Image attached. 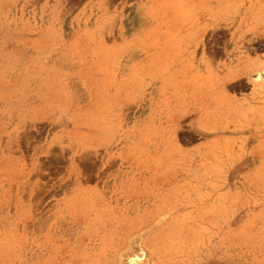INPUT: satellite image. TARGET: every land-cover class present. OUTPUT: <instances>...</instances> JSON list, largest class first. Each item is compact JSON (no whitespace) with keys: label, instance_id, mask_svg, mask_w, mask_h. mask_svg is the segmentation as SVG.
Returning <instances> with one entry per match:
<instances>
[{"label":"rangeland","instance_id":"obj_1","mask_svg":"<svg viewBox=\"0 0 264 264\" xmlns=\"http://www.w3.org/2000/svg\"><path fill=\"white\" fill-rule=\"evenodd\" d=\"M118 263L264 264V0H0V264Z\"/></svg>","mask_w":264,"mask_h":264},{"label":"bare ground","instance_id":"obj_2","mask_svg":"<svg viewBox=\"0 0 264 264\" xmlns=\"http://www.w3.org/2000/svg\"><path fill=\"white\" fill-rule=\"evenodd\" d=\"M137 236H138V235H137ZM133 238H134V237H133ZM139 239H140V238H139ZM139 239H138V240H139ZM135 240H136V239H135ZM131 241H132V240H131ZM132 244H133V243H132ZM129 248H130V247H129ZM127 251H128V249H127ZM121 253H124V252H121ZM128 253H129V252H128ZM120 255H121V254H120ZM123 255H125V253H124ZM123 255H122V256H123ZM122 256H121V257H122ZM119 257H120V256H119ZM119 259H120V258H119ZM121 259H122V258H121ZM119 261H120V260H119ZM119 261H118V262H119ZM122 263H123V262H122ZM118 264H119V263H118ZM120 264H121V263H120Z\"/></svg>","mask_w":264,"mask_h":264}]
</instances>
